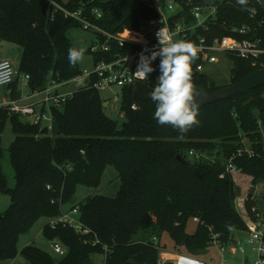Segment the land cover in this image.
<instances>
[{"label": "trees", "instance_id": "obj_1", "mask_svg": "<svg viewBox=\"0 0 264 264\" xmlns=\"http://www.w3.org/2000/svg\"><path fill=\"white\" fill-rule=\"evenodd\" d=\"M54 1L70 11L82 9L110 33L140 30L160 16L153 0ZM176 1L187 14L188 0ZM192 2L218 5L216 18L207 21L208 28L201 26L195 31V38L205 37L208 42L216 37L240 38L236 28L264 19V0H249L255 15L242 10L236 0ZM94 8L102 12L99 19L91 13ZM74 27L83 26L49 0H0V42L22 48L18 76L12 84L14 94L20 88L21 75H29L31 90H43L52 81L68 80L82 72L79 62L72 67L68 61V49L75 48L69 38ZM97 37L103 39L100 34ZM89 52L93 53L90 48ZM125 52L127 48L114 46L110 52L93 54L97 62ZM226 55L234 61L230 84L264 68V55L256 59ZM198 57L192 64L194 86L211 92L224 87L196 70L202 63ZM159 63V57L152 62L155 71L148 79L121 90L120 108L126 117L121 125L105 114V101L94 87L76 89L61 108L53 109L52 132L31 120L23 121L21 115L0 110V129L9 119L15 133L9 154L16 178L15 187H8L0 137V187L11 195L9 207L0 213V263L18 255L20 237L39 219L57 218L76 207L90 232L81 234L68 224L52 226L47 222L43 235L60 240L67 253L55 259L43 248L29 244L20 252L30 264H90L96 252L105 254L104 264H132L131 259L138 264H158L159 247L151 238L165 232L174 249L203 257L212 233L226 241L234 230L246 229L235 203L237 186L227 165L233 158L239 170L264 179V85L250 94L199 106V124L178 139L177 130L154 119L150 94L160 74ZM243 137L249 138L255 156L237 155L245 147ZM191 150L202 157L190 156ZM109 164L116 167L121 182L117 195H90L65 210L77 186L96 187ZM252 205L251 200L246 201L247 209ZM195 216L201 222L194 232H188L187 223Z\"/></svg>", "mask_w": 264, "mask_h": 264}, {"label": "built area", "instance_id": "obj_2", "mask_svg": "<svg viewBox=\"0 0 264 264\" xmlns=\"http://www.w3.org/2000/svg\"><path fill=\"white\" fill-rule=\"evenodd\" d=\"M49 1L54 6L61 8L66 16L80 21L85 29L94 30L97 35H101L103 39L97 37L90 46L93 53H107L114 46L127 48V52L117 53L114 55V59L109 61L100 59L95 62L93 69L85 68L71 79L52 81L43 90L30 89V91L24 92L19 86L17 94H14L12 84L18 76V70L14 68L10 59H0V87L4 88V91L0 93V110L8 114L29 117L33 124L47 128L51 132L53 109L61 108L73 97L76 90L68 88L70 84L77 83L80 85L79 88L94 87L99 91L112 89L117 100L120 98L124 86L135 85L142 81L134 76L139 57L142 52L145 55H150L151 50L159 47L158 32L166 42L168 40L173 42L186 40L194 43L199 48L198 55L202 58V63L196 67L197 71L205 63H218L220 53H231L245 59H256L264 55L259 41L253 39L254 24H244L236 28L235 33L240 35V38L235 36L216 37L212 42H208L205 37L201 36L195 38V31L198 27L208 28L207 21L216 18L217 4H194L192 0H188L190 8L187 14L184 12V6L180 3H178V8L168 4L167 9L171 11L170 13H167L159 4H154L160 16L149 20L147 29H142V27V30L126 29L123 32L110 33L89 19L82 9L70 11L61 7L54 0ZM225 1L229 2L230 0ZM180 12L183 13L179 15ZM91 13L96 19L102 16V12L97 8L92 9ZM188 15H190V19ZM22 80L29 87V75H23ZM132 108L136 109L137 106L134 104ZM245 154L248 157H253L256 152L251 146L245 145L243 149H239L237 155ZM189 155L195 158L202 157V154L194 150H191ZM232 159L229 160L227 171L234 177V173L241 170L233 164ZM240 206L244 208L247 215L246 218L242 216L246 222V229L239 230L244 233V236L236 235L233 232L228 240L223 241L219 238V234L212 233L211 235L209 246L218 250L220 261L212 257L205 259L198 255L176 250L173 255L171 254L173 256L172 264H264V211L257 205H252L250 210L246 209L244 198L241 199L240 204H237V209ZM193 221L201 222L197 216L193 217ZM49 222L52 226L60 222L68 224L81 234L90 232V229L79 218L78 207L62 213L57 218L50 219ZM151 240L159 247L160 253L166 249L161 244V237L154 235ZM51 246L59 256H64L67 253L66 247L60 240H52ZM237 254H241V259L234 262Z\"/></svg>", "mask_w": 264, "mask_h": 264}, {"label": "rangeland", "instance_id": "obj_3", "mask_svg": "<svg viewBox=\"0 0 264 264\" xmlns=\"http://www.w3.org/2000/svg\"><path fill=\"white\" fill-rule=\"evenodd\" d=\"M68 1V0H63ZM155 4H159L163 9L170 13L171 11L167 9L168 4L174 5L175 8H178V2L176 0H153ZM148 23H146L142 29H147ZM141 29V30H142ZM69 38L71 40L72 45L75 48L85 49V54L83 58L79 61L80 66L83 69H93L95 66V57L94 54L89 52L90 46L97 39V33L94 30L85 29L84 27H74L69 30ZM22 55V48L12 42L2 41L0 42V57H6L10 59L14 65V68L18 70L19 61ZM220 61L218 63H205L201 67H199V72L205 73L211 78L215 84L218 86H227L231 81V71L234 66V61L225 53L219 54ZM193 71V70H192ZM20 87L24 92L30 91V88L25 85L22 80V75L19 78ZM23 83V84H22ZM80 85L77 83H72L68 86L70 89H77ZM4 91V88L0 87V93ZM101 98L107 102L108 105L104 107L105 114L116 121L118 125H121L126 117L121 112V99H115V92L112 89L100 90L99 91ZM23 121H29L30 118L26 116H21ZM0 137H1V146L3 148V155L1 158V165L4 176L7 181V186L10 188L15 187L16 178L15 171L10 159L9 154V146L15 138V133L12 128V124L9 119H6L3 128L0 129ZM244 144L249 147L251 142L248 137H243ZM234 181L237 186L235 203H241V199L244 198V205L246 206V201L251 200L253 205L259 206L264 211V179H255L253 175L244 172V171H236L234 173ZM120 179L118 176V171L116 167L112 164L106 165L103 174L101 176L99 184L95 186H89L86 184H79L76 188V192L71 202L65 204L67 210L71 208L73 204H77L83 201L86 197L94 194H101L108 197H115L120 188ZM254 187L255 191L251 195L250 189ZM11 203V195L2 190L0 187V213L6 211ZM240 214L246 218L247 215L244 211V208L241 206L238 208ZM44 223H47L46 218H41L32 229L26 234L22 235L19 239L18 244L22 246L26 241L30 240L31 244H35L47 252H49L55 259H60L55 250L52 248L51 243L52 240L47 239L42 233V226ZM197 227V222L189 219L187 223L188 232H194ZM236 235L244 236V233L239 232V230H234ZM161 244L165 245V250L160 253L158 257V264H166L170 262L172 264V255L177 249L173 248V241L169 237L168 233H163L161 236ZM178 251V250H177ZM172 254V255H171ZM165 256V257H164ZM205 259L214 258L217 261H220V254L215 247L209 246L208 251L203 256ZM241 259V254H237L234 258V262ZM8 260V259H7ZM15 260V264H30L27 258L19 251L18 255L11 259ZM105 263V254L103 253H93L91 255V263L90 264H104ZM1 264H6L3 260Z\"/></svg>", "mask_w": 264, "mask_h": 264}, {"label": "clouds", "instance_id": "obj_4", "mask_svg": "<svg viewBox=\"0 0 264 264\" xmlns=\"http://www.w3.org/2000/svg\"><path fill=\"white\" fill-rule=\"evenodd\" d=\"M241 9L250 15L256 14V9L249 6V0H236ZM159 47L150 51V55L140 54L134 76L140 80L148 79L155 71L152 62L160 58V74L151 92L155 104L154 119L161 126L170 125L183 139L184 135L199 124V104L195 98L192 64L197 60L199 48L186 40L165 41L161 33H157ZM85 49L69 48L68 61L75 67L83 58Z\"/></svg>", "mask_w": 264, "mask_h": 264}, {"label": "water", "instance_id": "obj_5", "mask_svg": "<svg viewBox=\"0 0 264 264\" xmlns=\"http://www.w3.org/2000/svg\"><path fill=\"white\" fill-rule=\"evenodd\" d=\"M254 40L259 41L260 47L264 50V19L259 23L254 24ZM264 85V68L257 69L246 76L239 82L229 84L217 90L216 92H211L205 87L194 86L196 93V100L199 106H204L210 103H214L220 99H227L238 94H250V91L254 88ZM253 100L254 97L251 96ZM106 106V104H104ZM178 159H182L180 155L177 156ZM255 188L250 189V194L252 195ZM130 263L138 264L136 260L131 259Z\"/></svg>", "mask_w": 264, "mask_h": 264}, {"label": "crops", "instance_id": "obj_6", "mask_svg": "<svg viewBox=\"0 0 264 264\" xmlns=\"http://www.w3.org/2000/svg\"><path fill=\"white\" fill-rule=\"evenodd\" d=\"M2 58H6V57H0V59H2ZM7 59H8V58H7ZM105 104L108 105L107 102H106ZM64 209L67 210V208H66L65 206H64ZM43 218H46V217H43ZM46 219H47V222H49L50 219H48V218H46ZM39 220H40V219H39ZM39 220H38V221H39ZM45 224H46V223H44V225H45ZM44 225H43V226H44ZM43 226H42V229H43ZM41 231H42V230H41ZM25 235H26V234H25ZM23 236H24V235H23ZM29 244H31V243H30V240L26 241L22 246H20V245L18 244V249H19V251H21V249H22L23 247H25L26 245H29ZM164 257H165V256H164ZM4 261L6 262V264H15V263H14L15 260L8 259V260H4ZM2 262H3V261H2ZM0 264H1V263H0Z\"/></svg>", "mask_w": 264, "mask_h": 264}]
</instances>
